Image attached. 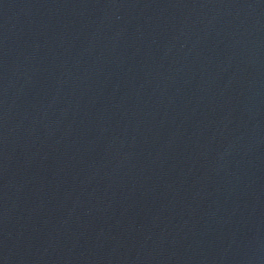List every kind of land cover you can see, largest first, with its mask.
Returning <instances> with one entry per match:
<instances>
[{
	"label": "water",
	"instance_id": "95a60500",
	"mask_svg": "<svg viewBox=\"0 0 264 264\" xmlns=\"http://www.w3.org/2000/svg\"><path fill=\"white\" fill-rule=\"evenodd\" d=\"M0 264H264V0H0Z\"/></svg>",
	"mask_w": 264,
	"mask_h": 264
}]
</instances>
